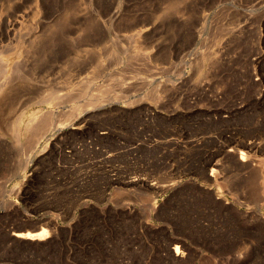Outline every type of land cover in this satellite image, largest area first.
Masks as SVG:
<instances>
[{"label": "rangeland", "instance_id": "obj_1", "mask_svg": "<svg viewBox=\"0 0 264 264\" xmlns=\"http://www.w3.org/2000/svg\"><path fill=\"white\" fill-rule=\"evenodd\" d=\"M258 53L264 0H0V264H264Z\"/></svg>", "mask_w": 264, "mask_h": 264}, {"label": "bare ground", "instance_id": "obj_2", "mask_svg": "<svg viewBox=\"0 0 264 264\" xmlns=\"http://www.w3.org/2000/svg\"><path fill=\"white\" fill-rule=\"evenodd\" d=\"M261 57H262V54L258 53V54H255V56H253V58H252V64L254 65L252 73H254L256 75L255 83L257 85H262V82L264 81V77H263L262 73L257 70V66L261 62ZM1 69H3V68H1ZM252 73H250V77L252 76L251 75ZM207 84L208 83L201 82V83H199L197 85V87H199V88L201 87L202 89H204V86L207 85ZM0 89L2 90V88H0ZM254 97L258 100V102H260V104H262V102L264 101V88L260 89L258 94H256ZM5 99H8V98H5ZM1 103H3V102H1ZM149 113H151V111ZM230 113H231V115H235V110L232 109L230 111ZM45 119H47V118H45ZM82 120L83 119L78 120L77 123L82 122ZM15 124H16L15 120L11 121L10 122V129L12 130L13 133L17 134L18 130H17V126ZM46 125H43V126L45 127ZM49 125H50V123H49ZM223 131H224V133H226L225 130H223ZM107 133L108 132L106 130H102L100 132L101 135H106ZM230 137H231V135H230ZM254 137L255 138L251 139L250 141H246V142H242L241 143V146L243 148L240 147L241 150L239 151L238 157L237 156L236 157L238 158V160L241 163V165H243L246 169L249 168L250 171H252V172H256V173L259 172L262 175H264V155H263V153H264V141L260 140L257 136H254ZM193 142L194 143L191 142V144L193 146H198V141L194 140ZM19 145H21V144H19ZM24 148H25V146L23 147V149ZM231 150H233L232 147L228 151L230 152ZM216 154H214V156ZM230 154H231V152H230ZM214 158L215 157H212V158H210L209 160L206 161L204 169H203V172L206 175L205 177H207L209 180H215L217 182V181H219L220 178H222V177L224 178V176L221 174V172H222L221 169H223L221 167H222L223 164L221 165V162H220L221 160L220 161L219 160H215ZM209 167H210V172H207ZM108 181H109L110 185H113L115 183H122V184H125L127 186H132V187L146 186V187H150L152 189H157V188L161 187L160 183L158 184V182H151L150 180H148V179H146V178H144L142 176L140 177V176H136V175L135 176H129V177L127 176V178L123 177L121 179L118 175L110 174L109 177H108ZM173 184H176V181L175 182H171L169 185H173ZM30 226L31 227L34 226V229L32 228L33 230H30V229L26 228L25 230H22L23 228L22 229L15 228L13 231L11 230V235H12L13 240L15 242L19 243V244L22 243L21 245H23V244L26 245V246L38 245L40 242L42 243L47 238L51 237L50 232L53 231V228H54V225L50 224L49 222L46 223V225H44V222H42V220H39L38 223H36L35 225H30ZM173 242H174V247H172V249L174 250V253L176 255H179V252H180V249H181L179 244H178L179 241H178V239H175Z\"/></svg>", "mask_w": 264, "mask_h": 264}]
</instances>
